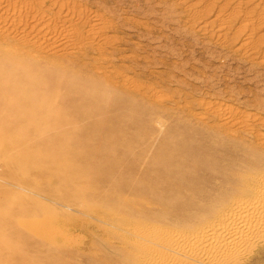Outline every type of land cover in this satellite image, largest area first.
I'll list each match as a JSON object with an SVG mask.
<instances>
[{"label": "rangeland", "instance_id": "obj_1", "mask_svg": "<svg viewBox=\"0 0 264 264\" xmlns=\"http://www.w3.org/2000/svg\"><path fill=\"white\" fill-rule=\"evenodd\" d=\"M5 58L21 69L79 76L109 95L96 111L98 123L80 121L86 135L68 129L72 160L98 164L114 147L113 155L127 148L120 161L129 166L144 153L143 170L159 149L179 148L190 132L221 174L239 176L236 183L264 181V0H0ZM50 132L36 125L33 135ZM106 141L113 145L103 153ZM20 163L24 169L11 177L0 163V264H12L8 257L26 264H52L56 257L64 264H148L152 248L136 231L147 224L189 230L172 209L166 213L171 222L154 218L161 206L129 193L127 204L116 205L118 219L128 221L116 225L103 217L108 205L97 207L96 198L91 203L83 180L52 170L34 181L27 163ZM96 181L100 192H108L100 177ZM210 184L221 182L204 185ZM137 214L151 219L138 225ZM60 236L61 245L55 242ZM252 252L213 264H252Z\"/></svg>", "mask_w": 264, "mask_h": 264}, {"label": "bare ground", "instance_id": "obj_2", "mask_svg": "<svg viewBox=\"0 0 264 264\" xmlns=\"http://www.w3.org/2000/svg\"><path fill=\"white\" fill-rule=\"evenodd\" d=\"M4 60L0 59V111L5 112L0 114V163L6 175L15 176L20 168L24 169L25 164L22 167L20 163L23 159L27 163V171L34 176L33 179L42 177L52 170L62 173L69 179H81L86 183L85 191L89 195V200H92L91 203L95 204V200L98 199L97 207L108 205L110 212L106 211L105 216L102 215L103 217L107 215L106 219L116 225H123L128 221V219H118L119 207L116 206L130 201L132 196L124 194H135L138 197L147 195L149 199H146L149 202L158 203L161 208L159 212L154 211L152 215L154 218L169 219L168 221L171 222L172 219L168 218L167 212L172 209L177 221L189 230L162 231L147 224L141 227L140 231H136L143 239L144 235L148 237L145 236L146 241L148 240L146 245L152 248L154 254L148 264H213L222 258H232V260L241 258L250 251H253L255 256L252 264H263L264 181L254 185L253 182L242 178L236 183L239 176L232 175L234 177L230 179L225 174H221L217 170L220 167L215 168L213 162L215 160L211 159L210 155L208 157L199 142L196 143L188 137L190 132H186L187 137L184 138L185 134L182 136V143L178 141L182 144L181 146L178 143L179 148L175 146L173 151L167 147L159 149L156 155L147 161L143 170H139L138 164L144 153L133 157L129 166H124L126 160H120L131 150L122 148L123 153L120 151V154L113 155L112 152H115L116 148L112 146L115 150L109 152L112 143L109 144L108 141L102 143L100 149L103 153H106L107 149L111 154H104L102 162L95 164L92 162L94 159L91 161L90 158H86L90 161L82 162L72 160L70 154L74 148L69 144L70 136H73L70 135L71 131L76 135H84L80 121L84 118L89 122L94 121L96 115L106 107L101 101L108 99L109 95L95 88L97 85L93 87L85 84L79 80L81 78L79 76L60 73L58 70L59 73L37 71L41 67L37 69L36 66L23 65L21 69L20 62L19 65H15L16 60L14 64L11 60L6 62ZM91 95L99 96L92 98ZM58 97L62 98L60 103L55 101ZM36 125L43 129H51V132L45 133V136H34L33 130L35 131ZM81 125L83 126L82 123ZM69 128H71L70 132ZM44 147L47 149L43 150ZM55 151L59 153L58 156ZM85 155L88 156V153ZM98 177H100L98 182L102 186L106 185L108 192H100L96 188ZM214 179H218L221 184L218 186L210 184V187H207L209 184L204 185L206 182L212 183ZM172 214L170 213L171 216ZM139 215H136L140 217L136 220L138 225H142L146 218L151 219L150 216ZM62 237L55 239V242L58 244L64 242ZM11 258L7 259H10L12 264H26ZM53 260L52 264H64L63 260L57 257Z\"/></svg>", "mask_w": 264, "mask_h": 264}]
</instances>
